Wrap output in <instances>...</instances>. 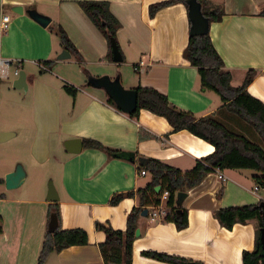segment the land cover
<instances>
[{"label": "crops", "instance_id": "crops-1", "mask_svg": "<svg viewBox=\"0 0 264 264\" xmlns=\"http://www.w3.org/2000/svg\"><path fill=\"white\" fill-rule=\"evenodd\" d=\"M78 1L0 0V19L2 14L10 17L8 29L0 35V55L35 59L31 63L40 69V75H27L21 60L19 73L22 71L23 77L17 82L19 85H14L18 78L12 84L14 89L27 93L32 90V99L26 103L30 114L19 112L2 118L0 113V132L11 133L0 140V264L37 263L51 201L44 200L40 190L21 186L27 179L37 184L52 180L60 228H82L87 232L86 244L53 251L44 264H104L99 244L105 240V234L94 223L99 221L117 230L126 228V217L138 205L137 198L124 197L117 204H110L109 200L113 194L134 191L150 181L146 169V174L139 173L142 165L138 158L158 159L184 171L193 167L195 159L214 150L212 144L185 129L173 132L164 117L145 109L134 117L117 110L106 102L103 89L86 84L88 77L105 75L118 79L124 88L153 87L178 108L197 118L213 116L257 143V136L248 125L224 109L216 92L201 88L197 68L184 59L190 28L187 5L175 2L150 16L149 5L163 0H104L120 22L116 39L123 60L114 63L106 58L107 40ZM208 1L224 10L221 20L209 24L208 33L223 61V69L230 73V85L239 86L247 70L254 69L256 73L246 91L264 103V16L259 14L264 0ZM15 6H21L23 11L13 12ZM26 9L49 16L50 23L41 27ZM51 24H59L65 30L81 55L83 66L97 65L101 72L85 71L84 84L79 85L69 80L61 67L52 72L51 67L61 61L57 55L64 48L49 28ZM139 60L143 65L134 69ZM121 64L132 67L133 77L124 74ZM111 66H116L113 72ZM65 85L75 88V94L71 95ZM70 139H79L81 148L77 152L65 148ZM84 139H94L134 156L130 160L109 157L103 150L85 147ZM22 159L23 182L6 189L4 176ZM220 173L223 179L212 171L186 191L180 206L187 214L184 228H177L164 217L151 219L149 207L146 215L139 214V235L132 243L131 264H172L143 256L145 250L179 256L187 263L242 264V252L255 247L257 220L226 229L218 223L214 211L257 204L264 199V188L253 190L254 170L223 169Z\"/></svg>", "mask_w": 264, "mask_h": 264}, {"label": "trees", "instance_id": "trees-1", "mask_svg": "<svg viewBox=\"0 0 264 264\" xmlns=\"http://www.w3.org/2000/svg\"><path fill=\"white\" fill-rule=\"evenodd\" d=\"M198 1L201 4L203 15L208 18L209 24L221 20L224 14L221 6L213 5L208 0ZM175 2H182L186 5L185 0L155 2L148 7L149 15L153 16L157 10ZM77 3L107 40L108 52L106 58L111 61L110 39L113 38L117 43L116 32L120 27V22L111 13L109 3L104 0H79ZM259 14L264 16V7L261 8ZM49 28L57 34L63 48L82 64V57L65 30L59 24H51ZM183 57L190 65L197 68L201 88L216 92L223 102L224 109L251 125L264 141V103L246 91V87L256 71L254 69L247 70L242 83L236 87L231 86L230 73L223 69V61L214 48L209 33L202 35L189 34L187 44L183 50ZM43 63L49 64L50 61H44ZM92 79L93 77H88L86 84L91 85ZM64 87L71 95L75 94V88L67 85ZM135 90L137 92V108L130 114L131 117L137 116L140 109H145L164 117L172 127L173 132L185 129L212 144L214 150L195 159L193 167L184 171L158 159H146L145 165L140 168L149 172L150 181L144 187L134 191L113 194L109 200L110 204H117L124 197L137 198L138 205L133 207L126 217V228L117 230L99 221L94 223L95 228L105 234V240L99 244L104 264H131L132 243L136 238L135 231L139 214L147 207L158 204L163 190L169 192L166 201L168 211L164 219L173 221L177 228L181 229L187 225V214L185 209H182L180 213L177 212L176 193L179 191L186 192L197 186L204 176L212 171L251 169L256 172L252 176L256 185L259 188H264V149L259 144L229 129L213 116L197 118L192 112L178 108L168 100L165 94L153 87L139 85ZM106 102L118 110L108 95H106ZM84 146L103 150L112 158L130 160L134 156L132 152L106 147L94 139H84ZM0 182H2V179H0ZM156 186H160L159 191H155ZM262 201L264 202V199ZM259 203L221 207L214 211L218 223L226 229H231L236 223H246L251 219L257 220L258 230L255 247L251 251L245 250L242 252V264H264V249L261 248L259 242L260 229L264 228V205L260 206ZM51 212L56 213L58 226L53 232H45L36 264H44L48 254L53 251L59 252L71 245H84L87 243V232L84 229L60 228L57 203H49L48 214ZM142 255L172 264H187L186 259L167 253L145 250L142 251Z\"/></svg>", "mask_w": 264, "mask_h": 264}, {"label": "water", "instance_id": "water-1", "mask_svg": "<svg viewBox=\"0 0 264 264\" xmlns=\"http://www.w3.org/2000/svg\"><path fill=\"white\" fill-rule=\"evenodd\" d=\"M185 3L188 8V18L190 21L189 34L202 35L208 33L209 21L208 18L205 17L201 11L200 2L198 0H185ZM12 11L20 13L23 11V9L21 6H15L13 7ZM25 12L41 27H46L51 21L49 16L38 12L36 9H26ZM110 47L112 51V61L114 63L122 62L123 58L121 52L118 48L116 41L113 38L110 39ZM70 56H71L70 52L67 51L66 49H63L57 55V59L63 60L69 58ZM23 74L24 73L22 71L18 74V79L15 80L14 82L15 86L19 85L17 84V82L23 77ZM91 85L96 88L103 89L106 92V94L112 99L118 110H120L121 112L130 115L136 110L137 92L135 88H124L118 79H111L110 77L105 75L97 78H93L91 80ZM10 134L11 133L9 132H0V140ZM65 148L69 152H77L81 148V143L79 139H70L65 142ZM138 162L140 165L143 166L146 163V159L143 157H139ZM24 178H25V171L20 164H17L13 171L7 173L4 176L5 188L13 189L18 187L19 185H21ZM159 190H160V186H156L155 191H159ZM186 195L187 193L185 191H179L176 193V207L178 213L181 212L180 206ZM46 198L51 202L57 200V193L53 184L49 186V189L47 190ZM259 205L260 206L264 205V202L263 201L260 202ZM140 214L143 216L146 215L147 210L144 209ZM57 226H58L57 215L55 212H51L47 223V231L53 232L56 230ZM138 235H139V230L136 229L135 236ZM259 242L261 248L264 249V228L260 229ZM187 264H201V263L190 261Z\"/></svg>", "mask_w": 264, "mask_h": 264}, {"label": "rangeland", "instance_id": "rangeland-1", "mask_svg": "<svg viewBox=\"0 0 264 264\" xmlns=\"http://www.w3.org/2000/svg\"><path fill=\"white\" fill-rule=\"evenodd\" d=\"M13 60H23L24 67L22 68L23 71L26 72L27 75H40V69L35 65L31 63V58H22V59H16ZM37 62V61H35ZM124 74L127 77H133V70L132 67L126 64H121ZM120 67V64L118 65ZM16 67V64L13 63L9 67V77L5 81H1V93H0V106H1V116L2 118H9L12 116L18 115L19 112L25 113L27 115L30 114V109L26 106L27 102L31 101L32 97V90L27 93L24 89H14L12 87L13 81L18 78V75H14V69ZM56 67H61L66 71V74L68 76V79L71 80L74 84L79 85L80 83L84 84V81L86 79L85 77V71H89L92 74H99L100 69L97 65H85L80 64L74 56H72L70 59L61 60L59 63L54 64L51 67L52 72H56ZM112 72L114 67L111 66ZM48 73V72H44ZM122 84V83H121ZM123 86V84H122ZM248 125V127L251 129V131L257 136L256 141L257 143L264 148V141L260 137V135L257 133V131L249 125L247 122L243 121ZM15 128H19L18 125H14ZM13 126V127H14ZM255 136V137H256ZM23 158V157H22ZM22 163H19L22 167L24 166L25 162L24 159H22ZM24 168V167H23ZM247 170V169H246ZM250 171V170H248ZM54 183L52 180L47 179L42 182V184H37L33 180L27 179L21 186L23 187H29L32 190H40L42 192L43 199H46L47 190L49 189V186Z\"/></svg>", "mask_w": 264, "mask_h": 264}, {"label": "built area", "instance_id": "built-area-1", "mask_svg": "<svg viewBox=\"0 0 264 264\" xmlns=\"http://www.w3.org/2000/svg\"><path fill=\"white\" fill-rule=\"evenodd\" d=\"M10 24V17L8 14H2L0 19V35L4 33ZM13 63L16 64V67L14 69V75H18L19 73V67L21 65V61L19 60H13L10 58H6L0 55V80L1 79H7L9 77V67ZM39 67L42 69H45L44 65L41 63H38ZM143 65V61L139 60L136 65H134V69H138V66ZM219 178H224L222 174L220 173V170H216ZM141 175L146 174V171L144 169H141L139 171ZM259 187L257 185H254L253 190H258ZM169 196L168 190H163L159 197L158 204L152 205L149 208L148 215L151 219L164 217L167 214V208H166V201Z\"/></svg>", "mask_w": 264, "mask_h": 264}]
</instances>
